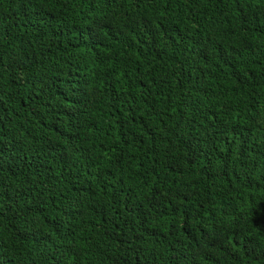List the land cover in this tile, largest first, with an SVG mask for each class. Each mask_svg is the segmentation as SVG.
<instances>
[{"label": "trees", "instance_id": "obj_1", "mask_svg": "<svg viewBox=\"0 0 264 264\" xmlns=\"http://www.w3.org/2000/svg\"><path fill=\"white\" fill-rule=\"evenodd\" d=\"M0 264H264V0H0Z\"/></svg>", "mask_w": 264, "mask_h": 264}]
</instances>
